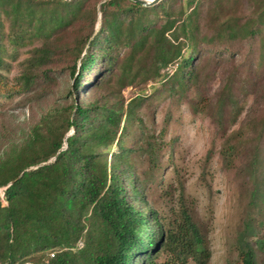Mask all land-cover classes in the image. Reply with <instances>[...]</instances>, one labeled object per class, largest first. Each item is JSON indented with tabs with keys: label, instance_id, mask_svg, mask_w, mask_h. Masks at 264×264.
<instances>
[{
	"label": "trees",
	"instance_id": "16d2710c",
	"mask_svg": "<svg viewBox=\"0 0 264 264\" xmlns=\"http://www.w3.org/2000/svg\"><path fill=\"white\" fill-rule=\"evenodd\" d=\"M184 1L143 6L103 0L96 9L98 0H0V67L6 45L17 51L28 40L41 39L9 85L0 78V93H25L38 84L40 96L58 74L49 67L53 55L68 58L61 69L66 76L61 101L40 112L17 146L0 157V264H20L27 257L33 264H135L138 256V264L179 259L184 264L182 255L205 264V244L188 214L180 210L182 220L164 228L145 204L135 161L148 157L149 166L158 161L160 141L142 131L134 134L132 146L126 141L140 119L137 110L152 93L125 101L121 89L161 82L153 93L182 99L193 87L194 108L205 79L200 59L233 60L243 52L248 60L239 67L258 83L264 22L254 21L264 15V0H244L245 15L238 14L240 0ZM236 76L226 78L224 100L218 96L214 105L206 104L218 130L225 114L235 117L230 92ZM253 191L260 194L256 186ZM251 228L245 223L236 234L242 264L255 258L246 236ZM161 249L168 256L157 263L154 255Z\"/></svg>",
	"mask_w": 264,
	"mask_h": 264
},
{
	"label": "rangeland",
	"instance_id": "374dc122",
	"mask_svg": "<svg viewBox=\"0 0 264 264\" xmlns=\"http://www.w3.org/2000/svg\"><path fill=\"white\" fill-rule=\"evenodd\" d=\"M101 1L96 3V9ZM184 2L182 0L181 4ZM247 10L245 1L240 0L238 14L245 15ZM262 22L263 14L255 19L254 24ZM98 25L99 19L95 29ZM40 43L41 39L28 40L17 51L6 45L0 78L9 85L19 74L29 50ZM53 56L55 60L49 67L58 74L55 82L40 96L35 95L40 92L38 84L25 93L14 91L10 96L0 93V157L17 146L40 112L61 101L59 97L66 85L65 69H61L68 64V58ZM245 56L243 52L233 60L200 59L199 66H203L201 73L205 79L198 88L201 100H197L194 108L193 87L182 99L167 97L164 92L158 96L157 92L153 93L161 82L147 81L142 86L126 85L121 89L125 101L138 94L149 96L152 93L151 99L137 110L140 119L130 128V137L126 141V145L132 146L134 134L138 131L153 134L160 141L156 151L158 161H151V166L148 157L135 161L137 178L142 179L144 185L145 204L156 211L164 228L175 219L180 222V210H184L205 244L208 253L205 264H242L235 239L245 223L253 231L245 234L256 250L252 264H264V136L261 141L257 140L264 119V67L260 69L263 74L259 82L251 83L249 74L239 67L248 60ZM174 68L175 63H172L166 70L170 74ZM234 73L237 76L231 84L230 94L237 105L235 117L225 114L223 127L218 130L210 119L211 109L206 111V104L214 105L218 96L224 100L222 87L226 78ZM251 117L255 119L254 123H246ZM262 131L264 134V125ZM111 149L116 151L114 145ZM261 185L262 188L258 187ZM255 186L260 194L259 191L252 192ZM127 190L128 200L130 193ZM258 240L262 245H258ZM80 245L81 240H78L76 247ZM53 252L50 250L48 254ZM166 255L162 249L157 251L155 261L163 263ZM181 259L184 264H194L185 255ZM24 260L20 264H33L29 257ZM141 260L142 257L138 256L134 262L138 264Z\"/></svg>",
	"mask_w": 264,
	"mask_h": 264
},
{
	"label": "water",
	"instance_id": "95a60500",
	"mask_svg": "<svg viewBox=\"0 0 264 264\" xmlns=\"http://www.w3.org/2000/svg\"><path fill=\"white\" fill-rule=\"evenodd\" d=\"M131 1L138 3L140 5H143V6H151L159 2L160 0H131ZM28 169H31V168H28Z\"/></svg>",
	"mask_w": 264,
	"mask_h": 264
},
{
	"label": "built area",
	"instance_id": "2783aa9c",
	"mask_svg": "<svg viewBox=\"0 0 264 264\" xmlns=\"http://www.w3.org/2000/svg\"><path fill=\"white\" fill-rule=\"evenodd\" d=\"M0 199L3 201V196H2V193H0Z\"/></svg>",
	"mask_w": 264,
	"mask_h": 264
}]
</instances>
